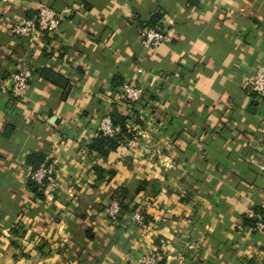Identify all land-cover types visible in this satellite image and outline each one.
<instances>
[{"label":"crops","instance_id":"obj_1","mask_svg":"<svg viewBox=\"0 0 264 264\" xmlns=\"http://www.w3.org/2000/svg\"><path fill=\"white\" fill-rule=\"evenodd\" d=\"M43 5L63 16L58 30L16 38L15 23ZM157 13L170 25L151 51L141 31ZM15 65L33 78L25 101L0 91V264H138L152 251L159 264L264 262L251 228L264 98L250 91L264 67V0H0V85ZM125 82L145 99L122 100ZM114 110L129 137L99 154ZM32 154L60 171L39 195ZM121 190L143 225L136 212L116 225L105 215Z\"/></svg>","mask_w":264,"mask_h":264},{"label":"built area","instance_id":"obj_2","mask_svg":"<svg viewBox=\"0 0 264 264\" xmlns=\"http://www.w3.org/2000/svg\"><path fill=\"white\" fill-rule=\"evenodd\" d=\"M63 16L50 7L43 5L37 16L32 19H24L15 23L12 28L13 35L16 38H29L35 36L40 30L46 32H55L58 30ZM171 23V22H170ZM169 25L162 22L161 26L155 28H143L141 31L142 44L151 51H156L167 41V32ZM33 72L30 69L23 68L19 65L9 72L8 76L0 85V91L8 95L13 100H27L28 92L31 87ZM250 91L257 93L264 98V67L258 68L252 78ZM122 100L131 104H136L145 99L143 89L134 86L131 82H125L120 87V96ZM153 105H155L153 103ZM119 128L114 124L111 112H107L100 120L98 127V135L113 139L117 136ZM264 170V166H261ZM60 177L59 167L54 162L43 163L30 174V181L39 187V190L48 189L55 185L56 180ZM260 212L252 216V231L264 235V199L260 205ZM105 215L112 224H117L121 217V205L117 199L109 202L105 208ZM133 221L138 225H143L145 219L141 212H136ZM160 255L156 251H152L142 256L138 260V264H159Z\"/></svg>","mask_w":264,"mask_h":264},{"label":"trees","instance_id":"obj_3","mask_svg":"<svg viewBox=\"0 0 264 264\" xmlns=\"http://www.w3.org/2000/svg\"><path fill=\"white\" fill-rule=\"evenodd\" d=\"M163 17H164V14H159V13L154 14L152 16L151 20L146 25H144L142 27V29L146 28V27L155 28V27L161 26ZM44 76L47 79H52V81L54 83H57V84L63 83V82L59 83L60 79L56 78L55 76H52L50 73L48 74V72H46ZM111 117H112V120H113L114 124L116 125V127L119 128V131H118L117 136L113 139L99 135L94 140V143L91 146V150H93L99 154L107 155L108 152L116 149L119 146V144L125 140L126 137H129V132L126 128V121L129 119V117L122 115L117 110H114L113 112H111ZM42 161H43V159L41 158V156H39L37 154H32L31 156H29L27 158V164L30 165L33 169L38 168L41 165ZM29 185H30V189L34 193L39 195V193H40L39 187L31 181H30ZM125 198H126V192L124 190H121L119 193V198H117V200H119L120 205H121L120 220L122 219V217L124 215H126V214L132 215L136 212L135 208L131 209L127 203H124ZM252 223H251V227H252ZM86 236L93 238V236L88 231L86 232ZM247 264H257V263H255V261H253V260H251V261L249 260ZM261 264H264V262H262Z\"/></svg>","mask_w":264,"mask_h":264}]
</instances>
